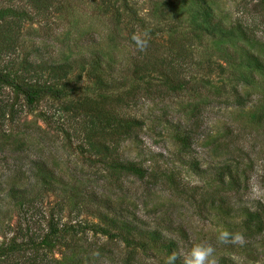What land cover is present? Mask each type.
I'll return each mask as SVG.
<instances>
[{
    "label": "rangeland",
    "instance_id": "1",
    "mask_svg": "<svg viewBox=\"0 0 264 264\" xmlns=\"http://www.w3.org/2000/svg\"><path fill=\"white\" fill-rule=\"evenodd\" d=\"M204 2L47 0L17 45L1 44V75L64 96L27 106L0 82V250L16 247L0 264H166L173 252L182 264L198 244L214 246L218 264H264V70L254 59L264 66V12L255 0ZM236 24L249 42L232 37ZM144 31L141 52L132 36ZM113 161L146 175L107 170ZM119 221L142 248L86 230L115 233ZM72 224L85 230L17 249L28 231L34 240ZM222 230L244 244H218Z\"/></svg>",
    "mask_w": 264,
    "mask_h": 264
},
{
    "label": "trees",
    "instance_id": "2",
    "mask_svg": "<svg viewBox=\"0 0 264 264\" xmlns=\"http://www.w3.org/2000/svg\"><path fill=\"white\" fill-rule=\"evenodd\" d=\"M14 0H6V7L0 8V46L1 44H5L6 46H2L4 50H8L7 43H9L12 39L13 41L10 42V44H13L18 42V38L20 36L21 27L22 24L27 22L30 23L33 20L34 17V11L38 8L42 10L41 6H45V10H47V7L45 5V1L47 0H16V5H13ZM124 2V0H122ZM200 3H205L204 0H197ZM257 2V6L260 8L261 12H264V0H255ZM206 6V5H205ZM213 29V28H211ZM230 33L232 34V37L234 38L235 34L234 32H237L236 39L240 40L241 42H249L251 39V30L247 25H239L236 24L235 26L230 28ZM8 34V35H7ZM7 35L6 37H4ZM234 35V36H233ZM231 37V35H230ZM16 40V41H15ZM7 42V43H6ZM12 50V49H11ZM255 63L257 62L258 66V73L259 75H263L264 66L261 64V62H258V60L254 57ZM226 64L229 66L234 65V61H230L228 59L226 61ZM10 76V77H9ZM20 75L14 74V75H1L0 73V82H8L12 81L17 85L18 91L23 96L27 106H30L32 104H38L40 101H42L43 97L47 93H54L52 88H39L38 86H30L29 84L25 83L22 78L19 77ZM64 77V75H62ZM64 90V89H63ZM58 98L63 97L64 94L62 93H54ZM8 109L5 106V112L1 114V116L4 118L7 116ZM98 115H94L90 120V127L95 124V120L97 119ZM112 119V118H111ZM117 128H121L122 130H128L129 126L132 125V122H129L128 120H118L116 121ZM91 129V128H90ZM124 132V131H121ZM176 142L182 147V149H188L187 145V138L186 137H175ZM107 153V152H106ZM107 170L114 171L118 173H125L129 174L133 177H135L138 180H142L144 176L146 175L145 171L141 168H137L136 166L130 164V163H124L121 161H113L112 163L107 165ZM14 193V194H13ZM8 197L16 201V194L15 192H12V194H8ZM16 205V202H15ZM100 216L103 219L107 220V217L104 215ZM249 221L255 222L256 228L258 230L261 229L263 226L262 219L257 215V213H252V215H249ZM112 227L116 228L118 232L111 233L106 228L99 227L98 225H91L86 230L92 231L94 233L103 235L109 239H119L126 247H137L142 248V245L138 243V241H134L128 238V236L131 233L132 228L127 225L126 223L119 222H113ZM66 231H63V229ZM69 230L65 229V226H62L61 229H57V226H51L49 225V232L47 234H43L39 236L38 238H35L34 240L32 237V233L29 231L27 232V236L25 239V244H21L17 249H25L29 248L30 250H34L35 248L39 246H45V247H51L52 244L57 242L59 239H61L60 235L62 232L70 234V232L77 233L85 230L84 228H81L79 224H72L70 227H68ZM121 232H125L124 234H121ZM153 235V234H152ZM38 239V241L36 240ZM157 239V237H156ZM171 243H168L164 245V248L166 249V253L171 252ZM1 249V248H0ZM16 247L14 245H8L4 250H0V258L5 256L7 258V255L14 252ZM30 259V257L28 258ZM33 264V263H32ZM176 264H178L176 262Z\"/></svg>",
    "mask_w": 264,
    "mask_h": 264
},
{
    "label": "clouds",
    "instance_id": "3",
    "mask_svg": "<svg viewBox=\"0 0 264 264\" xmlns=\"http://www.w3.org/2000/svg\"><path fill=\"white\" fill-rule=\"evenodd\" d=\"M148 37V31L137 33L132 36V40L135 42L139 51L143 52L147 50ZM216 239L217 243L221 245L229 243L243 245L245 242V237L242 232L232 233L227 230L219 231ZM215 252L216 248L211 244H198L184 255L182 264H218ZM178 258V253L173 252L167 257L166 264H176Z\"/></svg>",
    "mask_w": 264,
    "mask_h": 264
}]
</instances>
